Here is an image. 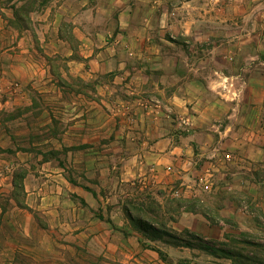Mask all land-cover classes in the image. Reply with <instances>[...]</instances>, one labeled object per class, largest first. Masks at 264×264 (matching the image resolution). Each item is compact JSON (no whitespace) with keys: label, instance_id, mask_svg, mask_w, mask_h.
<instances>
[{"label":"crops","instance_id":"0c3cea01","mask_svg":"<svg viewBox=\"0 0 264 264\" xmlns=\"http://www.w3.org/2000/svg\"><path fill=\"white\" fill-rule=\"evenodd\" d=\"M130 1L91 0L81 9L83 21L78 14L72 19L70 38L66 39L64 29L57 26L38 34L34 48L22 45L23 37H20L16 45L0 54L11 59L1 64L0 58V68L5 67L6 75L11 70L21 71L18 87L6 86L0 92V114L6 112V118L0 115V124L6 126L5 137L0 132V146L4 145L3 150L9 152L10 141L2 139L10 137L7 131L15 111L20 112L19 118L23 117L24 122L28 117L29 128L54 131L50 136L54 156L50 158L47 149L37 154V160L44 163L43 170L36 169L38 173L30 183L37 184L43 231H48V239L63 240L69 246L70 251H64L69 259L73 254L78 255L82 247L92 245L93 226L98 223L92 216L99 202L83 184L73 182L75 178L64 168L66 162L74 168L81 162H100L99 169L88 168L84 175L97 177L101 186L124 182L143 173L156 186L171 187L172 182L190 186L197 173L204 171L203 176L210 175L208 167L217 165L213 156L223 159L229 155L231 162L235 161L229 151H219L226 144L231 150L232 146L241 148L239 160L234 163L238 168L243 163H247L246 167L253 165L254 170L264 167V100L262 97L257 100L254 94H241L236 86L238 82L244 88L252 87L250 83L254 81L264 83V55L258 53L259 48H264L259 38L264 31V0H239L246 7L244 18L254 15L260 19V28L254 29L260 43L241 40L242 35L252 34L244 28L226 44L233 58L222 63L215 55L206 60L190 58L186 49L191 44L163 50L156 34L165 32L162 26L182 28L177 22L185 23L183 11L180 10V18L172 11L164 21L155 11L133 9ZM197 13L203 20L208 16L205 9ZM54 20H57L55 15ZM184 26L182 31L190 32V26L186 23ZM65 41L69 42L67 47ZM73 41L77 48L71 46ZM82 44L87 48L82 49ZM204 47L201 49L207 50ZM221 48L215 43L210 50L218 52ZM74 50L80 55L78 59L69 56ZM237 51L251 56L235 58ZM57 53L69 57L61 63ZM29 61H35L38 74H28L32 66ZM206 64L213 68L204 69ZM157 75L161 78L155 79ZM234 84L236 88L232 87ZM33 88L37 93L33 94ZM19 97L23 105L8 109L9 102L20 103ZM240 98L245 99L240 101ZM35 113L36 123L29 118V114ZM238 117L244 119L241 125L236 123ZM239 130L244 131L247 142L241 141ZM30 145L33 144L25 151L28 155L33 154ZM97 148L99 152L95 154L93 150ZM51 161L55 164L49 168ZM228 173L233 180L239 177V184L243 183L253 194L263 192L264 181L256 178L255 171L230 169ZM0 176V186L7 185L8 177L4 178L1 172ZM29 193L35 194L33 190ZM101 213L121 226L117 232L103 229L102 240L107 245L103 243L98 252L108 256L112 252L111 236L125 245L123 230L128 221L123 219L117 205L108 207L107 214ZM177 221H185L184 214ZM59 251L47 255L44 252L45 257H57ZM117 252L125 255L123 247H118Z\"/></svg>","mask_w":264,"mask_h":264},{"label":"rangeland","instance_id":"374dc122","mask_svg":"<svg viewBox=\"0 0 264 264\" xmlns=\"http://www.w3.org/2000/svg\"><path fill=\"white\" fill-rule=\"evenodd\" d=\"M90 2L91 0H0V54L7 47L16 45L20 37H23L22 45H32L34 48L38 34L57 26L64 29L63 35L66 39L70 38L72 19L78 14L79 20H82L81 9ZM242 3L244 2L239 0L130 1L133 9L155 11L164 21H167L172 11L178 13L179 18L182 17L180 10L183 11L186 16L183 21L190 26V32L182 31V28L185 29V23L177 22L178 26L182 27L178 30L162 26L165 32L157 33L156 38L163 50L170 51L175 46L181 48L191 44V47L186 49L190 58L201 57L206 60L215 55L221 63L224 59L233 58L232 51L226 48V44L228 45L231 38L244 28H248L252 34L247 37L242 35L241 40L259 41L254 31L260 28V19L254 15L244 18L246 7ZM237 4L238 7H235ZM203 9L208 15L205 20L197 13ZM54 15L57 16L56 22ZM160 22L162 20L159 24ZM259 38L264 46V31L259 34ZM65 42L67 47L69 42ZM200 43H204L207 50L201 49L205 47H200ZM215 43L222 47L218 52L210 50ZM71 46L77 48L76 41H73ZM83 48H87V45L85 47L82 44ZM237 52L234 56L238 59L251 56L245 52ZM258 53L264 55V48H259ZM57 54L61 63L69 56L73 59L80 56L75 50L69 56L64 53ZM0 58L1 64H5L6 59L11 60L7 55ZM29 63L32 66L28 74H38L40 70L35 61ZM211 67L206 64L204 69L209 70ZM0 72L1 93L6 86L18 87L17 77H20V70L8 71V76L5 74V67L0 68ZM5 78L13 81L9 82L4 80ZM154 78L161 77L157 75ZM236 86L241 94H254L257 100L259 97L264 100V83L254 81L250 83L252 87L244 88L245 85L238 82ZM232 87L236 88L235 84ZM22 90L23 86L21 92ZM34 92L37 93V89L33 88V94ZM244 99L240 98V101ZM19 101L17 105L15 102H9L8 109L11 106L21 107L23 99L20 98L17 102ZM1 114L3 119L6 118L4 110ZM19 117L20 112H13V123L7 131L10 137L2 139L10 141L9 152L3 150L6 149L4 145L0 146V172L2 176L5 175L4 178L8 177L5 182L7 185L0 186V189H3L0 190V264H70L69 261H72V264H264V190L261 189L262 193L253 194L251 190L244 188L243 183L239 184V177L233 180V176L228 173L230 169L233 172L255 171L258 173L256 178L264 181V167L254 170L253 165L246 167L247 163L242 162L243 166L238 168L234 163L237 164L239 160L241 148L232 146L231 150L228 144L222 146L219 151H229L235 161L231 162L230 157L222 159L213 156L217 165L208 167L211 169L210 175L203 176L204 171L197 173L198 176H195L190 186L180 185L178 182H172L171 187L156 186L154 180L144 173L124 182L114 181L110 185L101 186L97 177L88 178L84 175L88 168L90 171L99 169L100 162H81L76 168L66 162L64 168L70 177L75 178H71L73 182L83 184L99 202L92 216V219L98 222L93 226L92 245L88 248L82 247L84 253L80 250L78 255L73 254L72 259H69V255L64 252L70 251L69 246L65 245L63 240L48 239V231H43L45 225L43 214L38 209L37 184L30 183L38 173L36 169L43 170V161L37 160V154L47 149L50 158L54 156L55 150L50 142L54 131L31 129L28 117L26 116V122L23 117ZM37 117V113L33 116L29 114L30 120L35 119V123ZM242 122L243 118L236 119L237 125ZM3 127L6 126L0 124V132L5 137L6 130ZM238 132L242 133L239 134L241 141L247 142L244 131ZM31 143L34 145H30L33 154L28 155L25 151ZM93 151L97 154L99 149ZM54 164L55 162L51 161L49 168ZM261 188H264V182L261 183ZM30 190L35 194L29 195ZM113 205L119 206L121 216L128 221L123 230V236L127 240L125 245H121L111 236L109 250L112 252L105 256L98 252L103 243L107 245L102 240L103 229H121L117 222L112 223L107 215L101 213L107 214V208ZM181 214H184L185 221H177ZM97 224L99 226L96 227ZM118 247L124 248L125 255L117 252ZM58 251L57 257H45L47 252Z\"/></svg>","mask_w":264,"mask_h":264},{"label":"built area","instance_id":"2783aa9c","mask_svg":"<svg viewBox=\"0 0 264 264\" xmlns=\"http://www.w3.org/2000/svg\"><path fill=\"white\" fill-rule=\"evenodd\" d=\"M225 157H226V158H229V155H226ZM205 182H206V181H205ZM206 185H207V184L205 183V186H206Z\"/></svg>","mask_w":264,"mask_h":264},{"label":"trees","instance_id":"16d2710c","mask_svg":"<svg viewBox=\"0 0 264 264\" xmlns=\"http://www.w3.org/2000/svg\"><path fill=\"white\" fill-rule=\"evenodd\" d=\"M190 203H187V205H189ZM194 210V209H193Z\"/></svg>","mask_w":264,"mask_h":264}]
</instances>
